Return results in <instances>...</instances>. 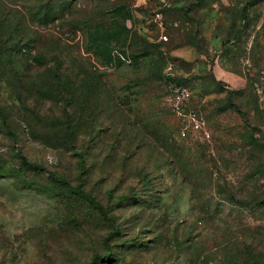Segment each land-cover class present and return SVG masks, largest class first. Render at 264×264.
I'll return each mask as SVG.
<instances>
[{
    "label": "rangeland",
    "instance_id": "1",
    "mask_svg": "<svg viewBox=\"0 0 264 264\" xmlns=\"http://www.w3.org/2000/svg\"><path fill=\"white\" fill-rule=\"evenodd\" d=\"M0 264H264V0H0Z\"/></svg>",
    "mask_w": 264,
    "mask_h": 264
},
{
    "label": "trees",
    "instance_id": "2",
    "mask_svg": "<svg viewBox=\"0 0 264 264\" xmlns=\"http://www.w3.org/2000/svg\"><path fill=\"white\" fill-rule=\"evenodd\" d=\"M129 198V196L126 195H122L119 197L120 200H127Z\"/></svg>",
    "mask_w": 264,
    "mask_h": 264
},
{
    "label": "built area",
    "instance_id": "3",
    "mask_svg": "<svg viewBox=\"0 0 264 264\" xmlns=\"http://www.w3.org/2000/svg\"><path fill=\"white\" fill-rule=\"evenodd\" d=\"M165 38V37H164Z\"/></svg>",
    "mask_w": 264,
    "mask_h": 264
}]
</instances>
